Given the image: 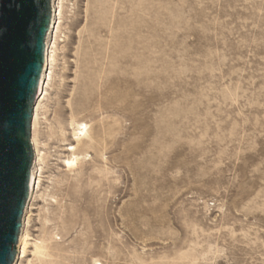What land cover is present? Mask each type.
<instances>
[{
	"label": "rangeland",
	"instance_id": "1",
	"mask_svg": "<svg viewBox=\"0 0 264 264\" xmlns=\"http://www.w3.org/2000/svg\"><path fill=\"white\" fill-rule=\"evenodd\" d=\"M41 152L22 264H264V0H69Z\"/></svg>",
	"mask_w": 264,
	"mask_h": 264
},
{
	"label": "water",
	"instance_id": "2",
	"mask_svg": "<svg viewBox=\"0 0 264 264\" xmlns=\"http://www.w3.org/2000/svg\"><path fill=\"white\" fill-rule=\"evenodd\" d=\"M69 0H0V264H22Z\"/></svg>",
	"mask_w": 264,
	"mask_h": 264
},
{
	"label": "bare ground",
	"instance_id": "3",
	"mask_svg": "<svg viewBox=\"0 0 264 264\" xmlns=\"http://www.w3.org/2000/svg\"><path fill=\"white\" fill-rule=\"evenodd\" d=\"M70 128L72 129V139L73 144L69 145L67 149H65L66 152H68V155L63 160V166L68 171L75 168L78 163L81 162L83 159V153L82 149H94L98 145L97 138L92 135L91 132L88 131L87 125L83 122H76L71 118ZM43 153L40 152V158H39V164H38V170H37V176H36V183H35V189L34 192L38 190L40 187V183L43 178ZM34 196V195H33ZM33 207H31V210ZM27 241L25 243V249H24V255L26 254V248H27ZM23 255V258H24Z\"/></svg>",
	"mask_w": 264,
	"mask_h": 264
}]
</instances>
